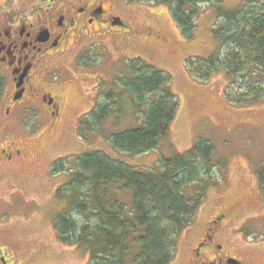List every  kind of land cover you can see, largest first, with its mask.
<instances>
[{"label":"rangeland","instance_id":"rangeland-1","mask_svg":"<svg viewBox=\"0 0 264 264\" xmlns=\"http://www.w3.org/2000/svg\"><path fill=\"white\" fill-rule=\"evenodd\" d=\"M220 1L226 11L264 8V0ZM118 3L121 10L114 6L113 11L126 22L125 27L111 29L93 43L67 44V50L44 75L59 73L68 77L70 83L67 81L62 90L64 100L59 120L46 130L49 118L41 114L40 108L33 107L29 113L33 122H27L31 127L29 138L20 141L18 136V147L27 149L30 156L25 163L13 165L16 170L12 176L19 195L4 217H14L2 231L4 244L21 255L34 248L32 261L40 264H92L84 250L61 241L54 226V216L65 206L56 192L69 178L70 171L54 175L56 172L50 168L52 161L62 158L70 170L75 168L77 155L101 150L116 161L145 171L157 167L163 157L184 153L199 140H205L214 147V185L207 191L194 223L178 236L170 264H192L193 249L218 212L225 217L218 221L222 229L217 233L216 250L237 257L241 264H264V196L257 178L264 164V98L236 103L228 97L231 78L224 72L201 81L192 77L186 67L190 58H208L217 50L223 54L214 34L216 28L223 27V20L216 17L212 3H202L193 37L188 38L174 21L167 4L138 0ZM135 58H142L171 76L180 108L158 147L133 156L113 148L99 130L92 134L86 131L81 137L79 123L84 114L104 102L98 98L100 80H110L125 60ZM258 71L256 67L248 69L250 84L261 81L264 85ZM9 91L7 83L4 100ZM124 99L127 101V96ZM128 110L122 116L121 129L141 123L142 113ZM112 119L106 124L111 131ZM10 190V185L0 183L1 196ZM121 195L130 203L128 192Z\"/></svg>","mask_w":264,"mask_h":264},{"label":"trees","instance_id":"trees-1","mask_svg":"<svg viewBox=\"0 0 264 264\" xmlns=\"http://www.w3.org/2000/svg\"><path fill=\"white\" fill-rule=\"evenodd\" d=\"M138 1L167 4L188 38L193 37L202 3H212L216 17L223 20V27L216 28L214 34L224 51L188 59L189 74L208 81L224 72L231 78L228 97L236 103L264 98L263 83L250 84L246 75L250 67H256L264 78V8L226 11L220 0ZM2 86L0 79V92ZM98 90V98L104 102L82 116L79 135L99 130L113 148L133 156L158 147L180 108L171 76L142 58L125 60L110 80H100ZM127 109L130 113L140 111L142 120L121 129ZM110 119L113 131L106 128ZM214 154L213 145L199 140L188 151L163 157L157 167L145 171L116 161L101 150L77 155L75 168L70 170L60 159L53 171L70 174L56 192L65 202L53 218L59 238L84 250L92 264H170L178 236L194 223L214 185ZM257 178L264 196V164ZM124 191L130 194V203L121 197Z\"/></svg>","mask_w":264,"mask_h":264},{"label":"flooded vegetation","instance_id":"flooded-vegetation-1","mask_svg":"<svg viewBox=\"0 0 264 264\" xmlns=\"http://www.w3.org/2000/svg\"><path fill=\"white\" fill-rule=\"evenodd\" d=\"M118 1L0 0V79L3 80L0 92V183L5 182L11 187L9 194L0 195V264H40L32 261L34 248L21 255L13 247H7L2 231L12 223V215L7 219L4 217L19 195L12 176L16 170L13 165L25 163L30 156L27 149L17 144L19 137L20 141L23 137L29 138L31 127L27 122L31 119L30 109L38 107L41 114L47 115L49 124L46 130L61 115L62 90L69 81L68 77L55 72L50 77L44 75L67 46L93 43L111 29L125 27L126 22L113 11L114 6L119 5ZM125 1L128 3L130 0ZM118 9L121 10L119 6ZM119 19L123 26L114 24ZM7 83L10 91L4 100L2 95ZM60 159L52 161L51 170ZM224 217L218 212L210 221L207 233L193 249L192 264H229L231 259L242 263L237 257L216 250L217 233L222 229L218 227V221Z\"/></svg>","mask_w":264,"mask_h":264},{"label":"water","instance_id":"water-1","mask_svg":"<svg viewBox=\"0 0 264 264\" xmlns=\"http://www.w3.org/2000/svg\"><path fill=\"white\" fill-rule=\"evenodd\" d=\"M114 24L117 25V26H123V22L120 19L118 21H116ZM228 263L229 264H240L239 261H237L235 259L229 260Z\"/></svg>","mask_w":264,"mask_h":264}]
</instances>
